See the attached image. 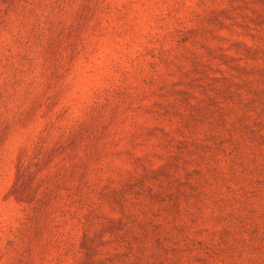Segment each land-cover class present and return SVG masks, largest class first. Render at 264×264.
I'll return each instance as SVG.
<instances>
[{
	"label": "rangeland",
	"instance_id": "1",
	"mask_svg": "<svg viewBox=\"0 0 264 264\" xmlns=\"http://www.w3.org/2000/svg\"><path fill=\"white\" fill-rule=\"evenodd\" d=\"M0 264H264V0H0Z\"/></svg>",
	"mask_w": 264,
	"mask_h": 264
}]
</instances>
